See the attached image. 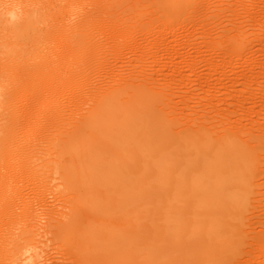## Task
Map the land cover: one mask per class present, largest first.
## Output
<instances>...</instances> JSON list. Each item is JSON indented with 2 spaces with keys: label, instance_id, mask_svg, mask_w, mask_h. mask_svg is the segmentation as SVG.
<instances>
[{
  "label": "rangeland",
  "instance_id": "obj_1",
  "mask_svg": "<svg viewBox=\"0 0 264 264\" xmlns=\"http://www.w3.org/2000/svg\"><path fill=\"white\" fill-rule=\"evenodd\" d=\"M94 1L38 0L36 6L32 1L38 13L42 12L38 26L45 49L54 56V62L48 68L50 71L47 70L49 73L44 71L36 76H41L40 79L32 76L33 88L22 89L23 93L15 86L7 91L13 93L17 112L10 119L14 121L11 131V126L3 127L14 137L12 146H17L9 153L11 159L7 157L10 141L7 151L2 150L5 156L1 158L7 166L1 161L0 254L6 245L12 247L16 237L30 229L33 238L24 242L29 247L25 255L35 252V264H79L80 261L81 264L86 262L87 253L98 259L86 264H164L169 242L178 245L181 240L188 242L194 237L201 242L189 245L192 252L196 247L209 248L214 237L217 241L219 237L226 238L233 248V257L221 264H264V0H184L183 9L176 16L156 8L149 10L147 6H137L146 7L144 12L130 10L126 14L121 13L120 7L110 8L113 12L118 10L112 16H94L90 22L85 40L89 46L85 45L89 51H85L89 54L87 59H73L70 25L83 18ZM135 14H139L137 19ZM32 31L36 33V29ZM138 89L164 94L168 99L165 110L170 111L168 117L177 124V132L199 130L208 133L211 140L229 136L248 148H260L252 164L256 172L250 179L242 207L229 202L220 209L204 204L199 207L192 204L195 192L186 183L173 203L185 204L183 226L187 227L181 226L183 236L178 237L176 226L177 233L170 238L168 232L174 223L168 217L170 200L166 184L172 175L146 179L144 191L140 190L143 201L136 206L130 188L120 184L116 170H98L96 164L87 167L79 184L71 177L73 188L72 185L68 188L57 174L15 175L19 164L10 161L19 150L23 148L27 153L32 152L30 155L46 158L52 152L51 148L47 151L46 141L51 145L57 138L55 142L61 143V136L65 138L78 128L83 131L87 120L96 117L102 127L98 126L99 137L107 140L110 132L103 128L107 121L103 114L93 110L94 105L111 93L127 97ZM52 137L55 139L51 141ZM72 151L76 154L77 147ZM107 159L108 163L112 162V155ZM217 173L222 176V172ZM151 194L154 200L145 198ZM72 207L80 211L79 220L83 221L78 223L87 231L77 226L86 234L78 228L82 234L77 230L73 237L66 233L56 236L52 225L56 221L65 222ZM131 207L136 209L132 212ZM128 219L132 222L126 223ZM197 250L199 253L200 249ZM181 263L187 264L176 261Z\"/></svg>",
  "mask_w": 264,
  "mask_h": 264
},
{
  "label": "bare ground",
  "instance_id": "obj_2",
  "mask_svg": "<svg viewBox=\"0 0 264 264\" xmlns=\"http://www.w3.org/2000/svg\"><path fill=\"white\" fill-rule=\"evenodd\" d=\"M32 1L36 6L38 0H0V123L3 124L1 125V128H4V131L1 129V132L0 130V153L2 150L5 152L7 151L6 148L8 147L10 141L11 147L7 148L9 152L8 154L6 153L9 159H11L9 157V153L11 154L14 152L13 150L17 145L15 144L12 146V144L15 143L13 139L14 137H10L8 130H6L3 126L7 125V128L8 126H11L9 129L13 127L14 124L12 125V123L14 121H10V119L14 118L13 116L17 111L13 102L14 98H12L13 93L10 94L7 91L10 90L9 88H14L15 86L16 89H20L18 90L20 92L22 89L23 91L24 89L27 90V87L32 86L34 83V78H32V76L36 77L39 73L42 75V72L44 71L47 73L50 71L48 68H50L54 62L52 59L54 56H50L51 54H48L46 50L47 48L45 49V41H43L44 43L42 42L43 34L41 33V30L38 26L39 18L42 12L38 13L39 10L35 8V6L32 4ZM94 2L95 4L92 5V9L82 16L83 18L70 25L71 34L69 35L72 40H70L69 44H71L70 46L72 49H69H71L74 53L71 50L69 51L72 52L73 56L70 55V57L73 59L83 60L87 59L86 56L89 55V51H87L89 46H87V41L85 40H88L87 32L89 31V27L91 25L90 22L94 16L97 17L103 14L112 16V14L114 15V12H116L118 9L113 12L110 10V8L114 9L115 7H120L122 9L121 13L123 14H126L125 12H129L130 10H133L134 13H140L142 10L143 12L145 11L146 7L143 9H138L137 6H147L149 10L150 8H156L157 11L160 9L165 14L176 16L179 15L180 10L183 9L181 7L184 6L183 2L185 1L96 0ZM138 15L139 14H135L136 19L138 18ZM108 21L109 20H107V22ZM32 28L36 29V33H33L34 31H32ZM44 40H46L45 37ZM44 49L46 51H44ZM85 51L88 52L87 55ZM89 57H91V55ZM39 58V62L36 61ZM40 77L38 76L36 78L40 79ZM33 86L31 88H33ZM124 95L126 94L111 93L106 95L103 99H100L99 102H96L94 105L93 110L98 115L103 114L107 121L106 125L104 124L105 126L103 127L107 132H110V134L107 133V140L99 137L98 133L101 132L100 129L102 127L100 126L99 121H96V117L94 120H87L83 125L85 131L84 129L83 131H80L77 127L78 129L70 132V134L67 133L68 135H65L67 137L64 138V136H61L63 137V140L61 141L58 139L61 141V143L55 142L57 139H55L56 136L54 138L52 137L51 139L49 138L51 141L52 139H55V143L50 141L51 145H49L48 141H46L47 145L49 146H47L49 149L46 150L48 152L50 148L52 150V152L50 151L49 153L45 152V154L47 153L48 155L46 158L35 154L30 155L32 152L27 153V150L24 151V149L21 147L22 149L18 151V154L16 153V157L14 153L15 158H12L13 160L10 161H14L15 165L19 164L18 168L15 166L17 168L15 175L19 176L27 173L30 176L41 175L46 177L47 174L54 176L57 174L58 177L60 176L65 181L66 186L69 188L72 185V180H74L76 184L80 183V179L83 181L82 175L84 173L86 174L87 167L89 165L96 164L98 166L96 167L95 165L94 168L96 167L98 170H116V173L120 177V184L126 185L130 188L131 192H129L131 193L134 206H136V203L140 202V200L143 201L142 191L144 190L142 189L145 186L146 179H149L152 176L163 177L172 175L176 178H172L171 176L168 184H166L167 188L165 187L168 199L170 200V206L168 208V212L170 214L168 217L171 218L175 225H173L171 230L168 232V236H170V238H172L173 233L176 232V226L178 231L177 236H183V228H181V226L184 224L183 217L185 215V211L183 208L185 207V204L182 202H178L176 204L175 202L173 203V201L177 194L183 192L186 183L188 185L191 184L195 192V195L191 200L192 204L195 203L199 207H201L200 204H204L207 206H218L220 209L225 208L226 205H229L228 202L231 205L238 207H242L246 203L245 194H247L246 192L248 191L250 179L256 172V170H254L255 167L253 168L252 164L258 156L257 153L259 152L260 148H248L246 146L247 144L244 145L237 138L229 136H223L217 140H211L212 137L210 138L208 133L199 130H194L192 132L187 131L186 133L177 132V124L172 122L168 117L170 111L165 110V106H167L166 100L168 99L165 98L164 94L162 95L138 89L134 90L131 94H128L127 97ZM103 116L101 115L100 117ZM54 118L56 117L54 116ZM98 126L101 128L99 129ZM10 131L11 129L9 132ZM61 137L59 136V138ZM19 147L17 148L19 149ZM74 147H77L76 154L72 151V148ZM35 149H37V147ZM3 151L2 154H0V165H5L6 163V161L4 162V158L3 160L1 158L5 156V152ZM109 155L110 157L112 155L113 161L108 163V159L106 160V158ZM11 157H13V155H11ZM1 161L4 163L1 164ZM91 170L94 171V169ZM0 172H2V170ZM217 172H222V176L219 177ZM89 173L87 175H89ZM71 177L73 179L70 181ZM123 178H129V180L125 181ZM149 181H151V179ZM84 182L86 183V181ZM161 186H163V184H161ZM73 187L74 185H72L71 188ZM145 198L154 200L152 194L151 196H145ZM202 200H206V202L203 203ZM131 208L132 212L134 209H136L135 207ZM70 210V213L66 215L67 218H65V222L60 221L56 223V220L53 221L56 222L54 225H52L54 227L52 228L55 231L56 236L60 235L58 237L63 236L62 234L65 233L70 234L69 237H73L74 233H77V230L79 232L80 228L77 225L83 221H81V219L79 220L78 215H80V213L78 214V212L80 211L78 208L75 209L74 207H72ZM209 211L207 212L209 213ZM132 212L131 220L133 221L134 214ZM221 214H223V211ZM92 215L93 214H90V216ZM224 218L223 220H225ZM102 219L103 217L101 220ZM131 220H126V223L132 222ZM27 222L29 223L30 220ZM183 227H187V225H184ZM83 231L86 232L87 230H84L83 228ZM83 231L80 229V232L86 234ZM79 233L77 235L82 234ZM78 237L77 240L81 238ZM187 237L189 236L187 235ZM32 238L33 236L30 232V229L17 236L12 247H9L8 245L4 247L3 253L0 254V264H35L33 261L36 257L35 252L31 255H25L29 247H27L24 242L31 240ZM216 239L217 238L215 237L214 239H209V248L203 250L201 249L202 247H196V251L193 252L190 250L189 245H193L192 243H195L196 245L199 244L201 241L197 237H194L193 240H189L188 242H183L181 240V243L178 245L170 240L171 243L169 242L165 251L168 259L167 261L165 260L164 264H176V261H184L187 264H221V262L223 263L226 260L232 259L233 248L231 245H229V242L225 241L226 238L219 237L220 240L218 241ZM197 248L200 249V254L198 253ZM145 250L143 253L147 251ZM158 251L160 250L158 249ZM85 255V259L83 258L86 261H83L85 264L87 262H95L96 258L93 259L94 257L92 258V254V256H89L88 253L87 256ZM102 256L103 255H100V257ZM97 257H99L98 254ZM83 262L81 264H84Z\"/></svg>",
  "mask_w": 264,
  "mask_h": 264
}]
</instances>
